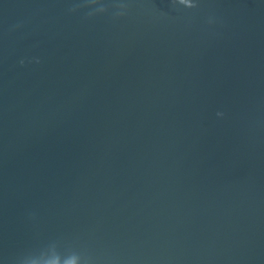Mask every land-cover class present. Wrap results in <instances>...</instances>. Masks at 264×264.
<instances>
[{"label": "water", "instance_id": "water-1", "mask_svg": "<svg viewBox=\"0 0 264 264\" xmlns=\"http://www.w3.org/2000/svg\"><path fill=\"white\" fill-rule=\"evenodd\" d=\"M0 264H264V0H0Z\"/></svg>", "mask_w": 264, "mask_h": 264}]
</instances>
